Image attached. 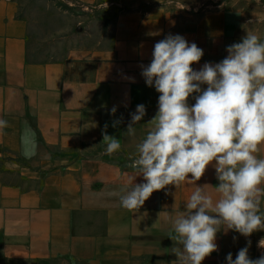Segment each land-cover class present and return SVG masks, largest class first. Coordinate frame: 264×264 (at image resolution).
I'll use <instances>...</instances> for the list:
<instances>
[{"label":"crops","instance_id":"crops-1","mask_svg":"<svg viewBox=\"0 0 264 264\" xmlns=\"http://www.w3.org/2000/svg\"><path fill=\"white\" fill-rule=\"evenodd\" d=\"M72 2L116 13L109 40L62 61L39 62L30 59L31 24L19 0H0V120L7 122L0 127V255L13 263L178 264L168 237L172 220L186 211L197 186L208 185L218 199L219 181L213 163L196 184L169 185L132 211L110 194L145 182L138 169L124 168L138 158L137 145L158 111L160 94L146 85L142 66L169 34L203 50L192 65L197 71L221 62L247 32L264 41V0ZM141 104L146 114L129 135ZM104 134L121 144L111 155ZM257 155L264 158V145ZM262 238L264 230L245 237L221 228L217 251L202 264H227V254L235 259L244 247L257 259Z\"/></svg>","mask_w":264,"mask_h":264},{"label":"clouds","instance_id":"clouds-1","mask_svg":"<svg viewBox=\"0 0 264 264\" xmlns=\"http://www.w3.org/2000/svg\"><path fill=\"white\" fill-rule=\"evenodd\" d=\"M252 23V21H249ZM228 55L219 63H205L199 71L203 50L180 35L169 34L154 45L151 63L142 76L160 94L158 111L148 122L150 131L137 145L138 158L130 167L138 169L144 183L113 191L121 207L140 209L155 191L169 185L199 181L214 163L219 198L197 186L185 208L172 220L168 237L176 246L172 252L178 264H202L217 251V233L224 228L245 237L264 230V158L257 153L264 145V41L247 32L242 42L226 48ZM206 85V88H202ZM193 93L194 105H189ZM114 114L116 108L111 110ZM146 114L137 105L127 127ZM117 121L116 123H119ZM7 122L0 120V127ZM105 154L121 147L114 136L104 134ZM191 176V179H189ZM264 248V238L259 241ZM227 264H264V255L251 259L248 247Z\"/></svg>","mask_w":264,"mask_h":264},{"label":"rangeland","instance_id":"rangeland-1","mask_svg":"<svg viewBox=\"0 0 264 264\" xmlns=\"http://www.w3.org/2000/svg\"><path fill=\"white\" fill-rule=\"evenodd\" d=\"M229 1V0H226ZM22 16L30 20V59L39 62L62 61L75 51L95 44L103 37L107 42L113 31L115 12L89 10L72 0H19ZM98 39V40H97ZM126 160L124 166L130 167ZM0 264L13 263L0 255Z\"/></svg>","mask_w":264,"mask_h":264},{"label":"trees","instance_id":"trees-1","mask_svg":"<svg viewBox=\"0 0 264 264\" xmlns=\"http://www.w3.org/2000/svg\"><path fill=\"white\" fill-rule=\"evenodd\" d=\"M124 168H125V166H124Z\"/></svg>","mask_w":264,"mask_h":264}]
</instances>
